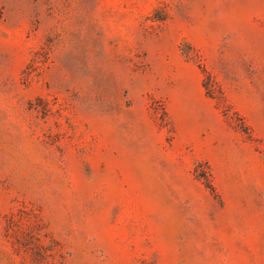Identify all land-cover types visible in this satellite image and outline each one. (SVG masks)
<instances>
[{
  "label": "rangeland",
  "instance_id": "374dc122",
  "mask_svg": "<svg viewBox=\"0 0 264 264\" xmlns=\"http://www.w3.org/2000/svg\"><path fill=\"white\" fill-rule=\"evenodd\" d=\"M0 264H264V0H0Z\"/></svg>",
  "mask_w": 264,
  "mask_h": 264
}]
</instances>
